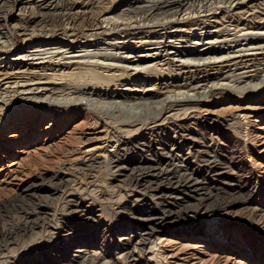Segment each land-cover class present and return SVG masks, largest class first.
Wrapping results in <instances>:
<instances>
[{
  "label": "bare ground",
  "instance_id": "1",
  "mask_svg": "<svg viewBox=\"0 0 264 264\" xmlns=\"http://www.w3.org/2000/svg\"><path fill=\"white\" fill-rule=\"evenodd\" d=\"M79 1L16 2L18 24L12 29L24 37L25 46L0 70V111L6 102L21 103L22 120L53 118L66 126L84 118L83 128L93 134L76 138L80 146L69 152L75 158L69 159L63 173L48 180L54 191L68 184L118 182L156 196L162 183L177 191L195 186L190 159L209 162L213 151L185 156L168 133L176 131L173 124L179 118L199 117L203 104L221 92L262 94L264 75L258 84L233 87L264 70V0ZM10 8L9 0H0L4 51L15 46L5 31V11ZM247 57L254 59L243 62ZM200 62L204 70L199 73L185 76L173 70L198 68ZM223 62L240 73L231 68L227 73L220 68L206 73L207 67ZM140 74L154 80L140 79ZM159 97L163 99L140 103ZM100 142L104 146L93 147ZM82 145L88 149L82 151ZM134 154L140 158L129 157ZM37 189L32 186L24 193H38ZM66 207L79 208L74 202ZM79 210V217L85 216ZM140 221L141 231L136 227L122 241L138 253L150 243L143 264L167 260L163 251L158 252L156 240L150 241L159 225L153 218ZM125 259L138 264L133 252H127Z\"/></svg>",
  "mask_w": 264,
  "mask_h": 264
},
{
  "label": "rangeland",
  "instance_id": "2",
  "mask_svg": "<svg viewBox=\"0 0 264 264\" xmlns=\"http://www.w3.org/2000/svg\"><path fill=\"white\" fill-rule=\"evenodd\" d=\"M17 1L9 0L11 8L5 11V31L15 39V46L0 50V58H5L0 70L25 46L24 37L12 29L18 24ZM201 63L198 68L173 70L188 76L204 70ZM228 65L215 63L205 71H235ZM263 75L264 70L233 88L258 84ZM261 93L221 92L203 104L199 117L179 118L168 139L182 147V154L213 151L210 154L215 156L209 162L190 159L195 186L177 191L162 183L156 196L118 182L68 184L54 191L49 178L63 173L75 158L69 152L80 146L76 138L93 133L83 128L81 116L66 126L53 118L22 120L21 103L6 102L0 111V264H134L125 259L129 251L143 264L150 243L138 253L122 241L136 227L141 231L138 223L143 218H153L159 225L150 241L156 240L158 252L167 257L152 264H264V104L256 105L264 103V87ZM161 97L140 103L158 102ZM136 102L140 104H132ZM99 146L104 144L93 145ZM32 186L39 192L26 195ZM68 201L79 208L67 210ZM78 210L85 216L79 217Z\"/></svg>",
  "mask_w": 264,
  "mask_h": 264
}]
</instances>
